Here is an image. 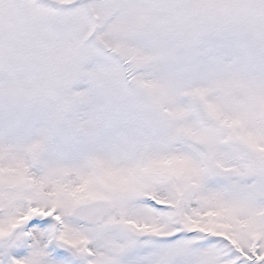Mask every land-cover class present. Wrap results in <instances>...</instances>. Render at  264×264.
Masks as SVG:
<instances>
[{"label":"snow or ice","instance_id":"obj_1","mask_svg":"<svg viewBox=\"0 0 264 264\" xmlns=\"http://www.w3.org/2000/svg\"><path fill=\"white\" fill-rule=\"evenodd\" d=\"M0 264H264V0H0Z\"/></svg>","mask_w":264,"mask_h":264}]
</instances>
